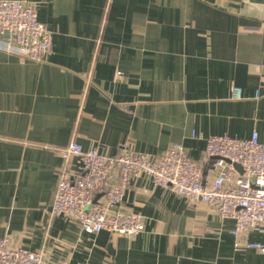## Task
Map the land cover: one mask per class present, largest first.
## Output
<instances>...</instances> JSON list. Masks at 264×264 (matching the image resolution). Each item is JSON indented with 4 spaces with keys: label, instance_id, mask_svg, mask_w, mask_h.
<instances>
[{
    "label": "crops",
    "instance_id": "crops-1",
    "mask_svg": "<svg viewBox=\"0 0 264 264\" xmlns=\"http://www.w3.org/2000/svg\"><path fill=\"white\" fill-rule=\"evenodd\" d=\"M24 1L52 48L40 61L0 50V237L43 248L45 264H264L234 249L232 219L145 175L119 207L142 216L137 235L86 233L50 212L70 141L151 160L178 143L206 185V137L256 131L264 142V0ZM246 239L264 244V228Z\"/></svg>",
    "mask_w": 264,
    "mask_h": 264
},
{
    "label": "built area",
    "instance_id": "built-area-1",
    "mask_svg": "<svg viewBox=\"0 0 264 264\" xmlns=\"http://www.w3.org/2000/svg\"><path fill=\"white\" fill-rule=\"evenodd\" d=\"M51 48V31L38 20L33 3L0 0V50L40 61ZM231 97L241 98V88L233 87ZM204 140L208 169L214 172L209 185L204 183L203 167L178 143L151 160L129 147L109 156L70 141L62 151L51 215L73 219L90 234L137 235L144 229L142 216L119 207L132 179L145 175L190 202H205L220 219H232L235 250L264 254V244L246 239L249 232L264 228V142L256 131L247 139L221 134ZM71 157L78 158L76 172L70 170ZM0 264H45V250L12 245L5 234L0 237Z\"/></svg>",
    "mask_w": 264,
    "mask_h": 264
},
{
    "label": "water",
    "instance_id": "water-1",
    "mask_svg": "<svg viewBox=\"0 0 264 264\" xmlns=\"http://www.w3.org/2000/svg\"><path fill=\"white\" fill-rule=\"evenodd\" d=\"M236 165V167L241 171V168H240V166L238 165V164H235Z\"/></svg>",
    "mask_w": 264,
    "mask_h": 264
}]
</instances>
